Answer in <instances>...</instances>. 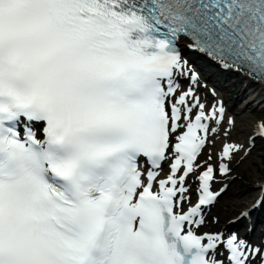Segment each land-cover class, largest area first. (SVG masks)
Listing matches in <instances>:
<instances>
[{"label": "snow or ice", "instance_id": "snow-or-ice-1", "mask_svg": "<svg viewBox=\"0 0 264 264\" xmlns=\"http://www.w3.org/2000/svg\"><path fill=\"white\" fill-rule=\"evenodd\" d=\"M189 53L264 86V0H0V264H264L202 230L244 146L201 159L225 107Z\"/></svg>", "mask_w": 264, "mask_h": 264}, {"label": "bare ground", "instance_id": "bare-ground-1", "mask_svg": "<svg viewBox=\"0 0 264 264\" xmlns=\"http://www.w3.org/2000/svg\"><path fill=\"white\" fill-rule=\"evenodd\" d=\"M201 63L203 64V67L206 73L213 74V72L211 71L212 69L210 68L208 64H206L204 60L201 61ZM220 81L223 82V79H220ZM230 82H232L231 78H227L226 81L224 82L225 89H228L230 87ZM245 91H247L248 94L244 97L243 101L241 100L239 102L237 106L239 107L238 108L239 116H238V122H237L238 125L235 126L234 128L236 135L239 137V138H237V136L235 137V139H237L235 143H240L244 147L239 153L235 154V157L232 162L233 171L230 174V176L231 177L234 175L239 176V175H242L243 172H246L248 174L247 177H249L248 178L249 180H247L248 181L247 184L248 186H253L255 185L256 181L262 182V180L264 179V174L260 172V170L258 169V166L253 165L254 162L250 160L252 157L249 156V159H247V156H246L248 154L246 153L247 152L246 150L248 147H250L246 136H248L247 133L252 132L255 124L257 123L256 120L252 119L248 115V111L256 103L260 104V107L264 106V87L256 85V84H250ZM257 146L258 147H254L255 150H258L261 148L262 141L258 143ZM262 161L263 159H261V162ZM227 183H228V176L225 180V184ZM247 190L248 188L242 189V190H236L235 193H233V196L231 197V199L229 200L226 199L228 200L227 201L228 204L233 205L232 208L230 209V215H233L235 211L244 209L253 203L255 195H257L258 191H253V194H254L253 195L254 198H253L251 195H248ZM225 206L226 204L224 200V202L216 205L215 208L212 210V212L214 213L218 212V214H220L221 224L226 221V218L224 217V212L226 211ZM222 218H225V219H222ZM256 220H257V217H256Z\"/></svg>", "mask_w": 264, "mask_h": 264}, {"label": "rangeland", "instance_id": "rangeland-1", "mask_svg": "<svg viewBox=\"0 0 264 264\" xmlns=\"http://www.w3.org/2000/svg\"><path fill=\"white\" fill-rule=\"evenodd\" d=\"M235 80V78H233ZM249 113V112H248ZM250 116L253 119H264V112H259L258 115H256L257 117L253 116L252 114H250ZM249 156H251L252 158L250 160H252L254 162L253 165L258 166V169L260 170V172L263 173L264 171V165L261 162V159H264V146H262L260 149L255 150L252 149V151L250 152ZM249 159V158H247ZM248 174L246 172H243L241 176L236 177L235 179H233V181L231 180V184L229 185L228 189H227V198L226 199H231V197L233 196V193H235L236 190H242V189H246L248 188L247 192L248 195H251L253 197V191L248 184H247V180H249L247 177ZM258 176V175H257ZM251 197V198H252ZM226 200V203H228ZM232 204H228V208L231 209L232 208Z\"/></svg>", "mask_w": 264, "mask_h": 264}, {"label": "trees", "instance_id": "trees-1", "mask_svg": "<svg viewBox=\"0 0 264 264\" xmlns=\"http://www.w3.org/2000/svg\"><path fill=\"white\" fill-rule=\"evenodd\" d=\"M263 164H264V159H263ZM263 173H264V171H263Z\"/></svg>", "mask_w": 264, "mask_h": 264}]
</instances>
